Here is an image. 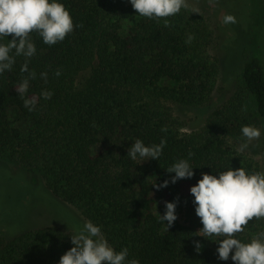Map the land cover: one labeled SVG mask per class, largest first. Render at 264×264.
<instances>
[{
  "label": "trees",
  "instance_id": "obj_1",
  "mask_svg": "<svg viewBox=\"0 0 264 264\" xmlns=\"http://www.w3.org/2000/svg\"><path fill=\"white\" fill-rule=\"evenodd\" d=\"M62 2L79 27L52 46L31 33L37 51L29 69L36 76L26 97L37 99L33 111L23 107L15 91L26 75L19 71L23 58L0 75V158L40 170L51 195L101 225L109 243L117 251L127 247L129 258L140 264H234L217 258L210 241L215 237L197 236L202 224L189 187L200 172L212 169L260 171L228 148V139L244 140L242 125L258 127L264 118L259 59L247 61L239 71L240 92L251 97L253 113L242 110L236 93L211 110L200 128L181 132L164 103L204 112L218 74L207 54L212 36L203 18L182 8L175 16L148 19L136 15L127 0ZM124 20L136 23L122 34ZM189 34L194 38L185 43ZM41 72L47 73L46 81ZM42 90H50L52 97L40 98ZM12 111L17 120L30 123L27 133L14 125ZM161 138L166 143L158 160L140 163L126 156L135 139L148 145ZM181 158L198 167L193 178L157 191L152 184L174 175L166 170ZM174 197L179 198L177 219L167 229L157 212L163 215L164 201ZM259 231H264V218H253L236 236L246 242ZM71 235L42 227L12 239L0 237V264H57L72 247ZM195 242L201 245L199 252Z\"/></svg>",
  "mask_w": 264,
  "mask_h": 264
},
{
  "label": "clouds",
  "instance_id": "obj_2",
  "mask_svg": "<svg viewBox=\"0 0 264 264\" xmlns=\"http://www.w3.org/2000/svg\"><path fill=\"white\" fill-rule=\"evenodd\" d=\"M128 2L136 15L148 19L175 16L187 7L186 0ZM165 23L167 25V20ZM234 23L236 18L233 15L223 16V25ZM74 27L79 25L74 26L72 16L62 0H0V75L13 69L17 57L23 58L19 71L26 75L16 84L15 91L29 112L34 110L37 103L35 97H26L29 81L36 76L29 69V61L37 51L31 33H36L44 44L52 46L63 41ZM5 38L7 42H4ZM193 38L189 34L185 43H190ZM59 74V71L55 73L57 76ZM40 76L47 80L46 72H41ZM52 95L50 90L40 92V98L44 100L50 99ZM240 134L246 141H252L261 136V129L253 125H242ZM165 143L164 138L158 144L148 145L141 139H135L127 149L126 156L140 163L149 159L158 160ZM194 168L198 167H193L188 159H177L166 170L174 175L159 184L154 182L152 186L159 191L180 179L190 180L195 175ZM199 175L196 183L189 187L194 213L202 224V228L196 232L200 233L197 236L219 238L210 241L217 243L216 254L221 261L230 258L234 264H264V231L252 234L246 242L236 236L244 231V226L253 218H264V172L228 167L227 170L212 169L211 173L200 172ZM178 203V197L164 201L163 215L157 212L158 219L167 229L177 219ZM69 238L72 247L60 256L57 264H140L138 259L129 258L127 247L117 251L105 237L102 226L91 221H85L82 227L74 229ZM200 247V243L195 242L197 252Z\"/></svg>",
  "mask_w": 264,
  "mask_h": 264
},
{
  "label": "rangeland",
  "instance_id": "obj_3",
  "mask_svg": "<svg viewBox=\"0 0 264 264\" xmlns=\"http://www.w3.org/2000/svg\"><path fill=\"white\" fill-rule=\"evenodd\" d=\"M128 1V0H127ZM186 9L201 16L211 32L212 42L207 49L209 60L218 67L206 110L194 112L180 105L165 102L181 132L197 130L207 114L240 93L242 110L253 113L250 96L240 92L239 71L252 58H258L264 71V0H186ZM225 14L236 18L234 24H222ZM124 20L121 33L135 24ZM199 114V115H198ZM10 119L22 133L30 123L17 120V112ZM261 136L252 141L228 139L229 150L242 159L254 162L264 172V118L259 120ZM46 188L41 171L18 167L0 158V237L12 239L28 230L55 227L73 234L87 221L72 204L64 202ZM215 239H219L215 237ZM216 249L217 243L211 242Z\"/></svg>",
  "mask_w": 264,
  "mask_h": 264
}]
</instances>
